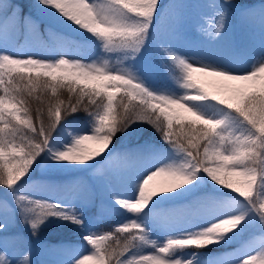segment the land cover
<instances>
[{"label":"snow or ice","instance_id":"6c2138e0","mask_svg":"<svg viewBox=\"0 0 264 264\" xmlns=\"http://www.w3.org/2000/svg\"><path fill=\"white\" fill-rule=\"evenodd\" d=\"M191 7L0 0V264H35L17 217L34 238L52 224L81 233L83 245L39 247L64 257L42 264H264V31L258 53L232 45L231 12L249 9L208 0L195 5L206 11L193 30L209 50L185 54L179 41ZM34 15L49 24L48 37ZM259 18L264 30V4ZM156 41L175 88L154 85L139 67ZM96 47L99 57L75 58ZM78 111L83 124L67 119ZM144 124L159 142H140ZM38 168L90 173L100 216L119 221L97 230L76 197L62 195L77 181L36 179ZM233 243V252L208 255Z\"/></svg>","mask_w":264,"mask_h":264},{"label":"rangeland","instance_id":"374dc122","mask_svg":"<svg viewBox=\"0 0 264 264\" xmlns=\"http://www.w3.org/2000/svg\"><path fill=\"white\" fill-rule=\"evenodd\" d=\"M162 3L168 5L174 2L185 3L193 5V7L187 9L185 17V26L183 30V38L180 39L179 43L181 45V51L185 54H191L192 52H204L208 51L207 45L203 42L204 38L200 36L197 32L193 30V24L200 14H202L206 9H200L195 7V5L203 4L208 2V0H161ZM233 3L240 5L242 8L249 9V14L244 16L238 10L233 9L231 15L228 19V40L236 47H246L252 51L258 53L260 47L257 48L256 43H261L262 39V28L259 18V12L261 5L264 4V0H232ZM167 26V22L161 21V31L163 32ZM158 41L152 42L146 52L144 58L140 61L139 67L147 76L148 80L158 87L166 86L168 88H175L174 83L168 77L165 70L160 66L157 56L156 47ZM261 45V44H260ZM101 55V50L96 47L93 52H90L88 56L75 55L78 59H95ZM75 119H71L72 121ZM80 124H83L86 120H75ZM66 135V133H65ZM65 176H69L71 181H77L76 184L71 185L73 189L72 193H66L65 196L74 195L76 197L74 206L84 212L87 219H91L89 214V208L99 201L98 196L93 198V193L96 192V181L93 179L90 173H83L77 175H70L66 173H60ZM45 172L43 169H37L34 173L36 179H44L52 176ZM2 191V190H0ZM100 202V201H99ZM10 203V201H9ZM2 213V209H0ZM111 222L106 224L95 223L97 230L104 231L108 230L112 225L119 221V217L109 215ZM51 226H57L62 228L58 224H52ZM63 232L65 236L63 239H46V240H33L27 233L28 229L24 227L19 222L17 217L15 231L19 232L23 237H26L32 242V252L37 251L41 246L56 245V246H75L77 244L83 245L84 242L80 239L81 233L74 227H63ZM153 238L163 239L162 235L156 234ZM239 244L233 243L226 247H220L218 245L211 246V251L207 249L200 251H208L209 256H215L223 254L225 252H233ZM86 249V246H85ZM189 251H197L196 249H189Z\"/></svg>","mask_w":264,"mask_h":264},{"label":"trees","instance_id":"16d2710c","mask_svg":"<svg viewBox=\"0 0 264 264\" xmlns=\"http://www.w3.org/2000/svg\"><path fill=\"white\" fill-rule=\"evenodd\" d=\"M15 3H20L23 5H27L28 3L31 2V0H14ZM28 12L27 7H25V13ZM34 19L37 20L38 24H39V31L40 33H43L46 37H48V33H47V29L50 27L49 24L46 21L43 20H39L35 15L33 16ZM54 28L55 31L59 32L61 31L58 26H52ZM30 33H26L25 35H22L19 39H20V43L23 44L25 42L26 39H28ZM72 39H76L79 40L78 37H70ZM50 39V37H49ZM95 50V48H91L90 52H93ZM44 55L48 56L50 55V52L45 51ZM75 55H80V54H75ZM63 98L65 100H67L68 95L66 92H64L63 94ZM36 105H33V109L35 110ZM33 115H35V111H33ZM68 120L71 119H75V120H87V116L83 111H78L75 115L73 116H69L67 118ZM141 127L144 129V132L140 134L141 139L140 142H143L144 139H148V140H154L156 142H159V136L158 134H156L153 129L151 128V126L144 124L141 125ZM114 143L117 145V148L120 147L121 141H120V134H118L117 139L114 141ZM126 144L128 143V141L125 142ZM131 143L135 144L136 140L133 139L131 141ZM46 180H50L53 181L57 184L63 185L68 181H71L69 176H65L63 174H53L52 176L48 177V178H44ZM66 193H62V195L65 196ZM99 204L100 202L97 201L96 204H93L90 208H89V214L91 217V220H93L96 224L99 222L101 224H108L109 222H111V218L108 217L109 215H104V216H100L99 214ZM63 228V227H62ZM57 226H51L49 225L48 227H45L41 230L39 237L38 238H34L30 235V231L28 230L27 233L29 234V236L31 237V239L33 240H46V239H63L65 236V233L62 231L63 229Z\"/></svg>","mask_w":264,"mask_h":264},{"label":"bare ground","instance_id":"6f19581e","mask_svg":"<svg viewBox=\"0 0 264 264\" xmlns=\"http://www.w3.org/2000/svg\"><path fill=\"white\" fill-rule=\"evenodd\" d=\"M260 44H261V43H256L257 48L260 47ZM61 258H64V257H62V256H57V255H55V254H51V255H43V254H41V253L38 251V249H37V251L32 252V253H31V256H30V259H31L32 261H34L35 264H42V262L45 261V260H57V259H61Z\"/></svg>","mask_w":264,"mask_h":264}]
</instances>
